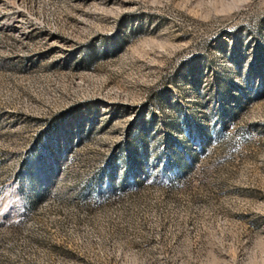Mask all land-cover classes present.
I'll list each match as a JSON object with an SVG mask.
<instances>
[{"label":"rangeland","instance_id":"1","mask_svg":"<svg viewBox=\"0 0 264 264\" xmlns=\"http://www.w3.org/2000/svg\"><path fill=\"white\" fill-rule=\"evenodd\" d=\"M0 264H264V0H0Z\"/></svg>","mask_w":264,"mask_h":264}]
</instances>
